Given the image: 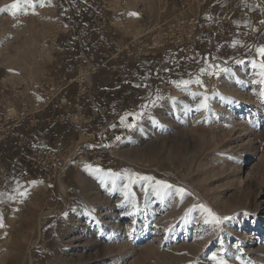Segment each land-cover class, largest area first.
<instances>
[{
  "label": "rangeland",
  "instance_id": "374dc122",
  "mask_svg": "<svg viewBox=\"0 0 264 264\" xmlns=\"http://www.w3.org/2000/svg\"><path fill=\"white\" fill-rule=\"evenodd\" d=\"M246 1L44 0L12 15L16 0H0V119L19 120L44 85L88 69L82 54L101 66L78 111L76 83L65 90L74 129L59 143L30 138L55 152L53 176L29 155L0 154V264H264V30L237 29ZM57 18L77 32L43 50ZM123 53L145 76L133 78ZM108 75L119 86L111 98L100 89ZM199 205L221 222L206 223Z\"/></svg>",
  "mask_w": 264,
  "mask_h": 264
},
{
  "label": "built area",
  "instance_id": "2783aa9c",
  "mask_svg": "<svg viewBox=\"0 0 264 264\" xmlns=\"http://www.w3.org/2000/svg\"><path fill=\"white\" fill-rule=\"evenodd\" d=\"M77 9L74 6L69 7L67 9L68 13L76 12ZM121 20L118 21L120 25L123 24V21L125 20V16H121ZM106 19L104 17H100V20L98 21V25H100V28L102 29L101 24L105 23ZM109 24L114 25L113 22L108 21ZM54 31L50 36H46V38L43 39L42 48L45 50L53 49L57 47V41L60 35H67L70 33L77 32L75 21L73 18H69L67 21H63L59 18L54 20ZM84 40L86 42L90 41V35L88 33L84 34ZM190 42H187V48L191 47ZM101 44L97 45V48ZM85 61L89 63V68L84 69L82 65L79 67V71L77 74H75L74 78H72L67 84H57L55 86H50L48 84L44 85L43 88L40 91V95L38 97V100L34 102L32 108L29 112H26L23 114L19 120L16 119H0V143L6 139L12 138L13 144L21 148L23 150L29 149L31 154V157L34 161L35 168H38L39 170H43L44 172H47V174L54 175V172L58 169V159L54 151L49 149L46 146L38 144H33V142L30 140V137L22 131L15 130V128L18 126L19 122L22 120H27L29 126L31 128H35L38 123L40 117L43 115L44 112L48 110H61V108L65 107L67 105V97L65 95V90L68 85L72 83H76V94L73 97V102L75 103V107L78 111V108H80L84 101L82 99L84 94H87V98H92L91 94V77L93 74L98 71V69L101 67L96 66L92 67L91 62H94L93 57H85L82 54ZM81 57V56H80ZM81 60V58H80ZM82 67V68H81ZM81 82H84L85 85L81 86ZM100 108L95 106L94 114L97 115ZM100 113V112H99ZM59 120L62 121L63 117H59ZM41 121H47L50 122V119L41 120ZM101 126H98L97 129H99ZM105 128L102 129L101 133L104 134ZM100 133V134H101ZM111 134V132L109 133Z\"/></svg>",
  "mask_w": 264,
  "mask_h": 264
},
{
  "label": "crops",
  "instance_id": "0c3cea01",
  "mask_svg": "<svg viewBox=\"0 0 264 264\" xmlns=\"http://www.w3.org/2000/svg\"><path fill=\"white\" fill-rule=\"evenodd\" d=\"M243 13L240 15V19H238L236 21L237 25V29L239 30H248V29H263L264 30V0H247L244 8H243ZM83 16H87L88 12L83 10ZM80 17V16H79ZM91 18L88 17V23H92V21H95V19L93 18L94 16H90ZM84 21V19L82 20ZM206 37V35H205ZM217 40H219L220 38H216ZM236 40V39H235ZM61 44H63L62 42H65V40L61 41ZM223 42V41H222ZM237 42H231L230 47H237ZM88 49H91L90 45L86 46ZM83 49H85V47H83V45L81 43H75V51L76 52H83ZM93 51V50H92ZM209 53H205L204 56H208ZM120 56V55H119ZM118 56V57H119ZM203 56V54H202ZM230 58V56H228ZM204 59V57H203ZM120 60L122 63H125L124 65L127 68H132L133 73H134V77L135 79L139 80L140 76H145L146 71L142 72L143 69H139L140 66H142V64L139 66H137V63H135L134 59H130L127 57L126 54L123 53V55L120 56ZM139 60L141 61H145L146 59L140 58ZM56 61V65L60 66V70L61 71H68V66H69V58L64 57V59H62L61 54H57V59ZM219 62H215L213 63L214 65H217ZM137 66V67H136ZM141 68V67H140ZM143 68V67H142ZM140 75V76H139ZM108 79L106 80V82H103L100 89L102 90L103 93H105L107 96L106 98H111L113 97V93L112 90L115 91L116 89L119 91V86H115L114 82L115 80H112L113 76L112 75H108ZM131 76H128V78ZM139 83V82H138ZM140 86V85H139ZM61 116L63 118L68 116V110L66 109H61L59 111L57 110H48L46 112L43 113V115L40 117L41 118H46L49 117L50 118V124H47L45 121L42 123V121L40 122L41 124H39L38 127L35 128H31L27 122V120H22L19 122L18 126L15 128V130L21 131L23 130L28 136H30V138L32 140L36 139L35 134H42V136H46L45 139L47 141V143H49L51 141V138L49 135L51 134H55L56 135V139L59 143V140L62 137H65L70 130L73 128L72 126H70V124L64 123L65 120L60 121L59 117L61 118ZM47 119V118H46ZM74 129V128H73ZM44 134V135H43ZM57 143V144H58ZM16 152L17 154H19L20 156H31V152L29 149H21L16 147L13 144V139L9 138L8 140L4 141L2 144H0V154L1 153H12V152Z\"/></svg>",
  "mask_w": 264,
  "mask_h": 264
},
{
  "label": "snow or ice",
  "instance_id": "6c2138e0",
  "mask_svg": "<svg viewBox=\"0 0 264 264\" xmlns=\"http://www.w3.org/2000/svg\"><path fill=\"white\" fill-rule=\"evenodd\" d=\"M22 3L26 4V5L30 6V7H35L36 5H39L41 7L44 6V0H35V3H33V0H16V2H14V3H12V4H10L8 6V8L11 10V14L12 15H15L16 12L20 10ZM0 11H3V9H0ZM132 15H135V13H132ZM258 52L261 55H264V48L258 49ZM259 67L261 69L260 75H261V77H264V64H261ZM201 71L203 72L204 70L202 69ZM190 82L191 81H182L181 83L186 85V84H188ZM195 83L200 84L201 81L197 79L195 81ZM259 83L261 85H264V79H261L259 81ZM261 96L264 97V89L261 90ZM205 100H206V98H205ZM200 107H207V104L202 101ZM126 119H127V114H126V116L121 117V123H124ZM134 119H135V116H134ZM126 126L127 127H132L133 124H131V123L130 124H126ZM86 167L91 168V166H86ZM95 171H99V169L97 168V169H95ZM133 175H135V174H133ZM139 179L152 180L153 178L152 177H139ZM157 184H160V185H162L165 188H171L172 187L171 185H168V184H166V183H164L162 181H157ZM175 191H176L177 194H180V195L185 194V190L183 188H176ZM21 195H24V193H21ZM199 207L204 213H206V220H205L206 223L209 222V218L211 219V221H213V222H215L217 224H219L221 222V218L216 216L215 213H213L211 211V209L207 208L204 205H199ZM223 219H228V217H224ZM0 227H3L2 217H0ZM213 259L215 260L216 257L214 256ZM216 264H224V262L222 260H217Z\"/></svg>",
  "mask_w": 264,
  "mask_h": 264
},
{
  "label": "bare ground",
  "instance_id": "6f19581e",
  "mask_svg": "<svg viewBox=\"0 0 264 264\" xmlns=\"http://www.w3.org/2000/svg\"><path fill=\"white\" fill-rule=\"evenodd\" d=\"M239 109H241V108L239 107ZM221 111H222V110H221ZM223 111H224V110H223ZM226 112H227V111H226ZM226 112H225V114L230 115L229 113H226ZM228 112H229V111H228ZM230 116H231V115H230ZM228 121H232V120H228ZM228 121H227V122H228ZM235 122H236V120H235ZM237 122H238V121H237ZM239 122H241V121H239ZM232 123H234V122H232ZM235 124H236V123H234L233 125L235 126ZM238 124H239V123H238ZM238 124H237V125H238ZM239 125H240V124H239ZM169 159H170V158H169ZM165 162H166V161H165ZM169 164H170V163H169ZM166 165H167V164H166ZM166 171H167V170H166ZM250 173H251L250 171H247V175H246V176L250 177ZM172 178H173V177H172ZM233 206H234V205H233ZM239 207H240V206H239ZM229 208H230V207H229ZM237 210H238V206H236V205H235V207H232V206H231V209H229L228 211H226V213H224L223 215H230L231 213L236 212ZM168 217H169V216H168ZM168 224H169V223H168ZM200 244H201V243H200ZM200 244H199V245H200ZM201 246H202V245H201ZM203 246H204V245H203ZM203 246H202V247H203ZM199 249H200V248H199ZM198 253H199V252H198Z\"/></svg>",
  "mask_w": 264,
  "mask_h": 264
}]
</instances>
